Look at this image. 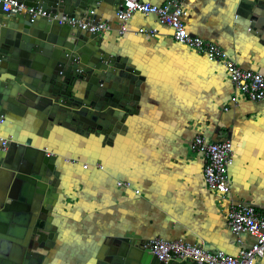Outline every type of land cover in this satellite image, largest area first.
<instances>
[{
	"label": "crops",
	"instance_id": "1",
	"mask_svg": "<svg viewBox=\"0 0 264 264\" xmlns=\"http://www.w3.org/2000/svg\"><path fill=\"white\" fill-rule=\"evenodd\" d=\"M114 1L98 2L93 18L109 26L98 34V52L127 67L126 95L117 98L129 107L121 111L124 120L111 119L102 134L91 126L65 127L61 120L49 128L31 108L1 115L0 134L14 142L13 160L20 145L53 158L54 243L45 264H94L104 242L122 235L139 245L157 237L203 238L209 251L236 254L253 237L231 231L229 202L264 205V98L237 94L232 103L224 65L176 42L154 16L136 13L120 33ZM248 1L263 0H182L186 27L221 46L239 66L264 73V45L250 28ZM73 92L85 97L84 82ZM196 134L232 142L227 197L205 182V159L190 149ZM123 181L131 186L118 184ZM255 264H264V255Z\"/></svg>",
	"mask_w": 264,
	"mask_h": 264
},
{
	"label": "water",
	"instance_id": "2",
	"mask_svg": "<svg viewBox=\"0 0 264 264\" xmlns=\"http://www.w3.org/2000/svg\"><path fill=\"white\" fill-rule=\"evenodd\" d=\"M19 1L44 14L31 20L28 11H2L0 1V115L5 111L22 115L31 108L49 128L61 120L65 127L91 126L102 134L111 119L124 120L121 111L129 107L117 98L126 95L121 87L127 67L98 52L97 33L59 20L86 16L103 0ZM246 9L250 28L264 45V0L248 1ZM79 81L87 92L83 98L73 92ZM13 149L11 142L7 151L0 150V264H45L54 243L49 215L56 185L53 158L43 149L20 145L13 160ZM94 264L197 262L160 261L148 241L139 245L122 235L104 242Z\"/></svg>",
	"mask_w": 264,
	"mask_h": 264
},
{
	"label": "built area",
	"instance_id": "3",
	"mask_svg": "<svg viewBox=\"0 0 264 264\" xmlns=\"http://www.w3.org/2000/svg\"><path fill=\"white\" fill-rule=\"evenodd\" d=\"M0 1H2V11L9 12L14 8L21 13L28 11L31 20L44 14L41 9L28 8L19 0ZM136 13L156 17L162 24L170 27L172 38L176 42L188 45L208 58L222 63L234 90L230 98L232 103L237 102V94H242L251 101H260L264 98V73L239 66L221 46L191 34L186 27L185 19L188 12L183 7L182 0H166L159 4L144 0H116L115 16L120 33L127 31V23ZM93 15L94 10L91 9L86 16L79 18L62 16L59 20L90 33L100 34L108 29L106 21H96ZM228 108L225 107L226 110ZM2 121L0 115V122ZM9 144L10 138L0 134V150H6ZM190 149L202 154L205 159L203 176L207 186L227 197L230 193L228 170L234 159L231 140L226 138L212 142L196 134L190 142ZM83 166L88 167L87 164ZM96 167L101 165L97 164ZM118 184L131 186L126 181ZM226 216L234 234L246 233L253 237L250 246L240 249L236 254H228L221 250L209 251L205 247L203 238L191 243L182 239L165 240L157 237L148 241L150 251L158 260L164 262L171 259H185L196 261L197 264H255L256 259L264 255V205L255 206L230 201Z\"/></svg>",
	"mask_w": 264,
	"mask_h": 264
}]
</instances>
